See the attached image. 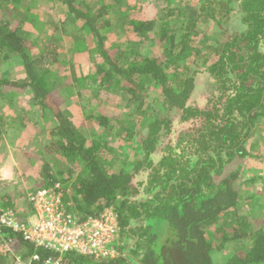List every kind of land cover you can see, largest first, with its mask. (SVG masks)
<instances>
[{"label":"trees","instance_id":"1","mask_svg":"<svg viewBox=\"0 0 264 264\" xmlns=\"http://www.w3.org/2000/svg\"><path fill=\"white\" fill-rule=\"evenodd\" d=\"M20 1L0 0V66L13 61L22 74L19 80L0 76V93L11 100L15 92L28 91L32 105L54 120L39 152L46 161L42 182L29 189L26 198L38 188L59 183L67 212L85 219L111 206L120 226L121 238L113 244L116 256L97 259L68 252L62 254L63 264H216L212 251L240 241L223 264H264V228L256 226L258 219L241 205L255 195L242 199L239 192L246 184L240 182L246 159L264 151L262 144L255 154L246 148L256 123L264 119V0H178L177 5L164 3L154 19L131 18L126 25L127 14L118 8L123 0H97L100 11L91 17L93 5L87 1L50 0L67 10L62 25L87 26L95 45L92 49L86 41H73L70 61L77 62L74 54L95 58L88 76L98 88L131 94L141 116L146 114L142 107L149 93L163 98V110L149 108L146 125L137 131L116 116L115 125L110 117H95L97 125L124 133L135 144L139 153L129 163L112 154L106 142L83 137L60 107L61 85L50 74L53 65L64 63L51 60L55 51L46 46L34 55L36 40L24 30V21L12 16ZM108 12V20L96 25ZM28 19L37 21L31 13ZM235 19L241 31L228 28ZM111 24L126 39L107 46ZM144 47L147 53L140 51ZM202 74L211 81L212 91L206 105L197 107L190 101L196 77ZM65 94L68 100L67 90ZM175 119L189 124V130L181 131L174 144H164ZM55 155L59 162L50 163ZM236 160L241 164L226 171ZM66 164L71 167L64 170ZM75 170L80 173L72 178ZM140 175L144 179L136 181ZM27 205L28 210L20 212L7 201L0 210L11 208L25 217L33 211L28 199ZM239 207L244 216L237 215ZM219 222L213 238L210 227ZM33 255L40 261L30 264L58 256L1 228L0 264H12L10 257L27 262Z\"/></svg>","mask_w":264,"mask_h":264},{"label":"rangeland","instance_id":"2","mask_svg":"<svg viewBox=\"0 0 264 264\" xmlns=\"http://www.w3.org/2000/svg\"><path fill=\"white\" fill-rule=\"evenodd\" d=\"M80 4L81 1H87L92 7L90 17L97 15L100 11L97 6V0H76ZM101 2H109L111 0H100ZM178 0H123L124 3L120 8V12L127 14L124 18L126 25L129 19H154L160 13L164 3L178 4ZM192 3L196 0H189ZM2 5V4H1ZM20 9L18 12L12 10V16L16 19L24 21L23 28L26 32L30 33L31 37L36 40V50L34 55L43 52L44 46L52 48L55 51L54 55L50 57L51 60L58 59L63 61L60 67L55 68L50 75H55V80L60 83L62 98L60 97V107L72 118L76 124L79 133L86 139L92 140L96 138L102 142H106L109 150L123 159L126 163L133 160L134 153H139L136 146L132 141L127 140L125 134L118 135L116 132L111 131L107 127L99 126L95 123V117L98 113L110 117L116 116L123 123L132 125L135 131L146 125L148 120V109L157 107L163 110L164 101L161 96L154 97L150 93L147 98H144L142 111H146L144 116H141L136 111L138 102L133 96L122 89L110 90L107 88H98L91 78L89 73L95 64V58L86 60L80 54H74L76 63L70 60V49L73 41H86L88 46L93 49L95 41L89 38V30L82 22H65L67 10L63 5H53L50 0H21ZM33 14V19L37 21H30L28 14ZM108 14L99 16L96 20V25H103L108 20ZM7 16V15H6ZM14 18V19H15ZM127 21V22H126ZM232 32L242 30L241 24L235 19L228 27ZM110 31V41L106 39V45L112 44L113 41H120L126 39L122 32L115 30L114 24L108 29ZM213 36V33L212 35ZM113 40V41H112ZM143 53H147V48L140 49ZM49 59V60H50ZM19 63L18 61H14ZM55 63V62H54ZM21 66L18 64L5 63L0 66V76H5L15 80L22 77ZM87 76L85 81L82 77ZM80 84V86H79ZM65 90L68 91L67 100ZM212 91L211 81L206 75H199L196 77L194 91L191 96V103L197 107H204L208 93ZM28 91L22 93H14L12 99L2 96L0 93V208L1 205L7 201H11L18 211L28 210L26 195L29 189L37 187L41 182V168L45 165L46 161L39 156L42 147L46 143L47 131L53 127L54 120L48 118L47 112L40 113L32 104L31 96ZM167 106V105H165ZM173 131L169 137L163 139L162 142L166 144L170 142L175 143L179 133L187 132L189 124H178L176 119ZM11 123V126L9 124ZM115 125V124H114ZM252 135L248 139L246 148L251 153H257V148L264 146V119L256 123L252 130ZM264 151L260 157L248 158L245 161L247 167L246 172H241L240 182L244 186H240L239 192L243 199L244 196L255 195L253 200L242 202L241 205L253 215V219L257 218L258 223L256 226H263L264 228ZM57 156V155H55ZM111 154L107 157L110 158ZM263 156V157H262ZM60 156L54 158L50 163H58ZM243 163V162H242ZM241 162L234 161L233 164L228 165L226 171L234 170ZM71 167L70 164L63 166L66 170ZM244 167V163H243ZM37 168V170H35ZM56 170L55 165L52 166ZM40 171H39V170ZM37 171V172H36ZM51 172V171H50ZM53 172V171H52ZM79 170H75L72 178L79 174ZM254 178V183H250V179ZM144 179V175L136 178V181ZM243 187L247 189L243 191ZM248 193V194H247ZM142 195H139V197ZM239 207L238 216H244L245 212ZM229 221V220H228ZM219 225H212L210 232L212 235L215 233V228ZM229 223V222H228ZM227 225V222L224 224ZM215 235V234H214ZM213 235V238H214ZM121 238V237H120ZM127 238H125L126 241ZM128 241V240H127ZM220 242L218 240L216 243ZM241 242V241H240ZM240 242H231L225 245L222 249L212 251V258L214 263L223 264L228 258V255L235 252L240 246ZM247 243L245 239L244 244ZM12 264H17L16 257H10ZM9 258V259H10Z\"/></svg>","mask_w":264,"mask_h":264},{"label":"built area","instance_id":"3","mask_svg":"<svg viewBox=\"0 0 264 264\" xmlns=\"http://www.w3.org/2000/svg\"><path fill=\"white\" fill-rule=\"evenodd\" d=\"M61 196L59 183L29 193L32 213L22 217L14 209H1L0 230L8 228L35 246L58 254L41 264H63L62 254L68 252L97 259L116 256L113 244L120 237V226L113 208L104 207L98 216L81 219L66 211ZM32 261L39 262V256L33 255L27 262L16 258L17 264Z\"/></svg>","mask_w":264,"mask_h":264},{"label":"crops","instance_id":"4","mask_svg":"<svg viewBox=\"0 0 264 264\" xmlns=\"http://www.w3.org/2000/svg\"><path fill=\"white\" fill-rule=\"evenodd\" d=\"M61 5V4H60ZM35 170H37V168L35 169ZM39 170V169H38ZM37 172V171H36Z\"/></svg>","mask_w":264,"mask_h":264}]
</instances>
